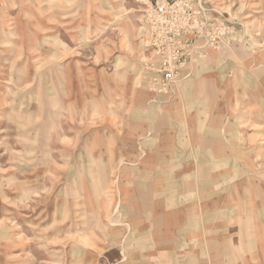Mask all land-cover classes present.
<instances>
[{
  "label": "rangeland",
  "instance_id": "374dc122",
  "mask_svg": "<svg viewBox=\"0 0 264 264\" xmlns=\"http://www.w3.org/2000/svg\"><path fill=\"white\" fill-rule=\"evenodd\" d=\"M174 59L167 81L162 62ZM132 95L152 103L146 112L200 113L233 134L232 184L249 185L232 202L254 242L242 257L264 264V0H0V111L16 102L31 118L23 135L17 110L0 124V144L14 150L0 145V264L115 263L105 252L132 225L115 174L98 190L90 164L98 134L123 127Z\"/></svg>",
  "mask_w": 264,
  "mask_h": 264
},
{
  "label": "crops",
  "instance_id": "0c3cea01",
  "mask_svg": "<svg viewBox=\"0 0 264 264\" xmlns=\"http://www.w3.org/2000/svg\"><path fill=\"white\" fill-rule=\"evenodd\" d=\"M4 84L20 89L6 80ZM129 99L133 107L130 113L120 116L123 127L109 134L107 131L98 134V155L93 160L94 166L90 164L95 169L92 176L97 180L98 190L110 174H115L120 211L132 225L127 242L123 245L114 242L107 248L106 262L245 264L242 255L254 248V242L248 240V214L241 216L233 207L232 196L238 187L248 186L249 182L242 178L232 184L231 169L235 165L231 159L241 155L233 148V134L216 127V118H202L200 113L189 114V118L178 113L160 116L152 105L146 112L147 105L152 103L143 104L133 95ZM6 104L8 108L0 111L1 126H8V109L17 110L11 116L19 121L18 126L22 127L19 134L23 135L24 121H30V116L26 119L19 114L15 109H20L18 103ZM31 117L33 125H39L38 117L34 114ZM0 145L7 153H14L3 142ZM142 149L145 154L140 156ZM31 152L33 162L39 161L35 156L38 149L31 146ZM15 162L24 165L18 156ZM229 181L231 185L226 183ZM238 196L240 202L246 199L243 193ZM106 200L99 193L94 198L97 207ZM240 202L237 205L242 208ZM92 209L88 208V212ZM83 216L84 213L81 226L85 231ZM228 230H235L237 239L229 236ZM257 233L260 243L259 227Z\"/></svg>",
  "mask_w": 264,
  "mask_h": 264
},
{
  "label": "built area",
  "instance_id": "2783aa9c",
  "mask_svg": "<svg viewBox=\"0 0 264 264\" xmlns=\"http://www.w3.org/2000/svg\"><path fill=\"white\" fill-rule=\"evenodd\" d=\"M159 14L163 15L166 13V8L161 5L158 8ZM179 65V61L176 59L173 60V62H162V68L161 71L163 72L164 78L167 81H171L173 79L174 73L176 72V66ZM177 74V73H176Z\"/></svg>",
  "mask_w": 264,
  "mask_h": 264
}]
</instances>
